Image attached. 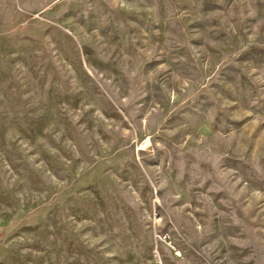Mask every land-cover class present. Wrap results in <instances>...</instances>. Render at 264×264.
Wrapping results in <instances>:
<instances>
[{
  "label": "rangeland",
  "instance_id": "obj_1",
  "mask_svg": "<svg viewBox=\"0 0 264 264\" xmlns=\"http://www.w3.org/2000/svg\"><path fill=\"white\" fill-rule=\"evenodd\" d=\"M0 264H264V0H0Z\"/></svg>",
  "mask_w": 264,
  "mask_h": 264
}]
</instances>
